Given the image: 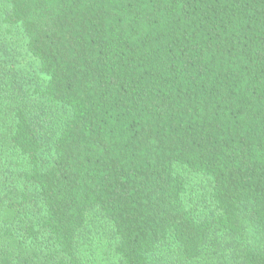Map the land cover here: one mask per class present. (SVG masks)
<instances>
[{
	"label": "trees",
	"instance_id": "trees-1",
	"mask_svg": "<svg viewBox=\"0 0 264 264\" xmlns=\"http://www.w3.org/2000/svg\"><path fill=\"white\" fill-rule=\"evenodd\" d=\"M0 264H264V0H0Z\"/></svg>",
	"mask_w": 264,
	"mask_h": 264
}]
</instances>
